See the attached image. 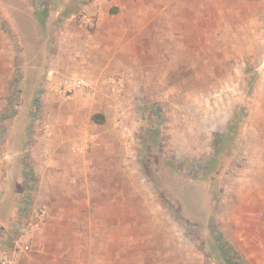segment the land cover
Masks as SVG:
<instances>
[{
	"label": "rangeland",
	"instance_id": "374dc122",
	"mask_svg": "<svg viewBox=\"0 0 264 264\" xmlns=\"http://www.w3.org/2000/svg\"><path fill=\"white\" fill-rule=\"evenodd\" d=\"M0 156L89 229L38 264H264V0H0Z\"/></svg>",
	"mask_w": 264,
	"mask_h": 264
},
{
	"label": "crops",
	"instance_id": "0c3cea01",
	"mask_svg": "<svg viewBox=\"0 0 264 264\" xmlns=\"http://www.w3.org/2000/svg\"><path fill=\"white\" fill-rule=\"evenodd\" d=\"M47 129L49 130V132L46 134L48 136H52L54 134L53 126L48 125ZM24 134L26 133H24L23 130L19 136V141L21 144L26 140ZM59 137L60 136H58L57 134L55 135V139L58 140ZM58 153L59 155L57 158H59L58 161L60 162L62 161L61 157L65 158L69 156L68 151L65 150L58 151ZM20 154L22 155L21 152ZM4 158L6 159L7 156H0V166L2 171L0 178V244L3 239L4 242H6V239L11 238V242L13 241L14 243L12 249H10L11 251L9 252L11 253L14 250L16 243L19 241L20 236L15 232L14 227L24 220L27 221L29 219L30 221L34 216V211H32V214L28 217H24V209L26 208V206L24 204L25 202L22 200L24 191L23 187L21 186L22 183H25L22 182L24 177H18L19 168H17L18 170H16V174L14 173L15 171L11 170V172L9 171V169H6V165L4 163L5 161L3 160ZM21 158L19 160H21V167L23 168L25 159L24 156H21ZM4 171H6V174L8 173L7 178L5 176V180L2 178L4 176ZM61 174L55 173L54 176H61ZM92 189V187H85L86 192H91ZM71 193V188H65V190H63V194H65V201H72L73 204L82 203L76 201L77 197L72 196ZM53 204V207L49 205V207H51V212H49V218L47 222L38 229L34 238L28 241L27 249H24V254L21 257L20 264H38V258L42 257V255L44 254H48L47 256L50 259L52 257H55L59 251L63 252V250H76L77 247L73 245V241H80L83 237L85 238L89 229L79 228V223L74 224L76 223V221L70 219L69 217H66V215L62 212L55 213L54 209L59 208L60 203L59 201H54ZM64 207L65 206H63V209ZM81 221L83 224H86L85 221H87V219L84 218L81 219ZM2 246L5 245L3 244Z\"/></svg>",
	"mask_w": 264,
	"mask_h": 264
},
{
	"label": "built area",
	"instance_id": "2783aa9c",
	"mask_svg": "<svg viewBox=\"0 0 264 264\" xmlns=\"http://www.w3.org/2000/svg\"><path fill=\"white\" fill-rule=\"evenodd\" d=\"M87 81L79 76L66 77L62 82V92L64 94L72 93L77 90L84 89L87 87ZM108 87L111 90L112 96L115 99H123L125 94L126 82L122 78L110 79L108 82ZM119 99V100H120ZM89 144L82 143L76 148L77 151H84L88 149ZM1 166H0V178H1ZM49 218L48 211L43 206H37L34 209L33 218L27 222V224L21 228L19 241L16 243L14 250L7 255H0V264H20L22 255L24 254V249H27L28 241L34 238L38 229L47 222Z\"/></svg>",
	"mask_w": 264,
	"mask_h": 264
},
{
	"label": "trees",
	"instance_id": "16d2710c",
	"mask_svg": "<svg viewBox=\"0 0 264 264\" xmlns=\"http://www.w3.org/2000/svg\"><path fill=\"white\" fill-rule=\"evenodd\" d=\"M40 8V7H39ZM47 8L48 6H45L44 4L41 6V10H37L38 14H40V11H41V15L43 17H47L48 13H47ZM100 122H104V119L102 118ZM28 220H24L20 223H18L15 227H14V230L15 232L20 235V230L21 228H23L26 224H27ZM217 244H218V247L219 250L221 251V256H222V260L225 262V264H237V260L235 259V257H232V255H230L228 253V251L226 250V248L224 247L223 243L221 240L217 239ZM1 250V249H0Z\"/></svg>",
	"mask_w": 264,
	"mask_h": 264
}]
</instances>
